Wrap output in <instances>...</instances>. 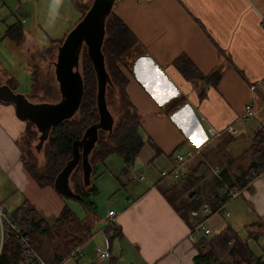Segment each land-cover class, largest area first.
Returning a JSON list of instances; mask_svg holds the SVG:
<instances>
[{"label":"crops","instance_id":"1","mask_svg":"<svg viewBox=\"0 0 264 264\" xmlns=\"http://www.w3.org/2000/svg\"><path fill=\"white\" fill-rule=\"evenodd\" d=\"M112 11L137 39L127 92L140 114L145 144L129 164L110 154L93 163L97 217L92 220L101 224L110 210L116 212L112 223L118 230L107 234L109 224L100 227L111 256L101 258L98 247L93 260L88 240L77 258L57 261L49 237L38 234L30 236L34 247L48 264H105L108 259L110 264H194L199 250L210 252L202 250L203 242L218 233L212 234L209 224V233L192 237L190 225L164 191L189 196L187 202L196 208L204 201L216 206L221 202L212 204L216 167L227 171L226 182H235L239 190L235 198L222 201L230 210L225 216H234L235 227L227 226H247L254 236L256 226L264 228V171L244 187H238L236 177L249 167L253 135L264 125V0H115ZM10 84L0 80V86L16 93ZM248 103L253 113L243 119ZM28 123L13 101L0 98V203L14 218L27 200L53 222L70 197L55 185L41 186L25 165L20 138ZM209 126L223 134L212 136ZM193 147L202 154L187 163L180 178L161 175L171 168L176 152ZM202 159L208 173L189 182L194 161ZM69 186L73 191L70 177ZM191 211L189 220H196ZM2 245L0 228V254ZM20 264H26L24 259Z\"/></svg>","mask_w":264,"mask_h":264},{"label":"trees","instance_id":"2","mask_svg":"<svg viewBox=\"0 0 264 264\" xmlns=\"http://www.w3.org/2000/svg\"><path fill=\"white\" fill-rule=\"evenodd\" d=\"M136 47L137 39L133 32L119 16L111 11L106 21V35L102 48L106 69L110 76V82L106 90V100L108 90L117 89L120 94L119 102L116 106L117 120L111 131H99L98 140L88 157L90 178L87 179L85 177L82 158L70 174L72 188L80 196L78 199L94 217H97V211L92 197L97 190L91 183L93 163L112 152L122 153L125 157L124 159L129 163L145 144L140 133V114L127 92L128 71L132 70L131 66L135 59L134 54L137 52ZM81 74L83 94L79 108L72 116L52 126L43 145L46 161L43 165H39L38 158L34 155H29L31 159L24 157L25 165L41 186L47 184L55 185L58 174L74 156L75 142L82 139L89 126L99 120L100 114L97 103L98 77L87 48L83 54V70ZM30 126L31 123H28L26 130ZM30 141L29 139L27 143L30 144ZM98 143L101 145L100 149L95 148ZM80 151H82V147H80ZM248 151H250L252 156L251 163L246 170L241 171V174L236 177L238 187H244L249 184L246 178L248 174L252 172L259 174L264 171V125L255 131ZM205 168L206 163L202 159L197 163L196 170L189 175L187 180L191 183L198 181L201 179ZM220 176L221 179L217 177L218 190H216L212 204L226 201L228 198L227 194L223 193L222 190L223 181L226 182L230 178L227 171H220ZM234 183L230 185L234 187ZM220 190L222 196L220 195ZM169 192L170 189H166L164 194L171 200ZM190 206L191 203L187 204L185 211H182L183 208H177V210L180 211L182 217L192 228L194 223L189 220L187 215L191 210ZM14 218L32 238L33 234L48 236L52 242L50 250L57 261L69 255L73 247L83 246L93 235V228L88 220L89 216L79 217L67 203L53 222H48L27 200L23 201L19 206ZM114 229L118 230V227L114 223H110L106 228V233L110 234ZM213 240H218L223 247H229L230 260L221 264H264V253L256 255L250 248L248 240L242 238L238 231L231 226L223 228ZM210 253L211 251L203 253L199 250L194 258V264H207L211 257ZM22 260L23 255L20 244L14 238L6 239L2 245L0 264H20Z\"/></svg>","mask_w":264,"mask_h":264},{"label":"rangeland","instance_id":"3","mask_svg":"<svg viewBox=\"0 0 264 264\" xmlns=\"http://www.w3.org/2000/svg\"><path fill=\"white\" fill-rule=\"evenodd\" d=\"M93 0H0V80L9 79L11 86L14 87L16 93L29 95L28 99L36 103L59 101L61 95L59 85L55 74V62L57 60L58 46L64 40L67 33L72 30L84 16ZM27 35L25 37L24 30ZM57 42H59L57 44ZM57 44V45H56ZM86 46L83 47L80 57L78 70H83V54ZM34 72V78H33ZM34 79V80H33ZM119 91L117 89L107 91L108 108L117 120L116 106L119 102ZM141 133V132H140ZM40 132L31 122V126L24 132L20 138V144L24 151V157L29 155L38 158L39 165H43L46 161L44 147L40 150L36 145L39 141ZM142 139H145L141 133ZM30 144L27 143L28 140ZM44 145V144H43ZM95 148H101L100 143ZM32 153V154H31ZM110 154V155H109ZM108 155L110 158L124 155L119 152H112ZM107 156V155H106ZM105 156V157H106ZM201 156V155H198ZM198 158H196L197 160ZM125 160V159H124ZM199 160V159H198ZM198 161H194V165ZM125 163H128L125 160ZM129 164V163H128ZM218 168V167H216ZM214 168V169H216ZM206 170L204 173H208ZM213 174L216 176L215 170ZM210 177V176H209ZM210 179V178H209ZM62 193L72 195L70 190L62 183L59 184ZM198 188H196L197 190ZM73 193H76L73 189ZM169 197L178 208L185 211L187 198L189 196H179L178 191H170ZM67 199L69 206L81 218L86 215L93 228V237L87 243L90 255L93 260L98 258L96 249L102 250L106 248V238L100 227L108 224V221H93V215L87 207L74 196ZM201 201V198L199 199ZM195 201V199H193ZM198 205L191 204V210ZM229 208L226 209V211ZM198 220H192L195 224ZM235 227L234 216L227 217L225 213H216L212 220H208V226L212 229V234L219 233L228 224ZM102 225V226H101ZM223 225V226H222ZM242 238L249 239L250 247L256 255L264 253V228L257 227L255 229L256 236L250 235L247 226H236ZM258 230V231H256ZM207 238L202 245V250L209 249L211 257L207 264H221L228 262L229 247L224 246L218 240H210ZM86 243V244H87ZM86 250V249H85ZM81 259V258H79ZM89 260V259H88ZM111 259L105 260V264H110ZM80 263L81 262L80 260Z\"/></svg>","mask_w":264,"mask_h":264},{"label":"water","instance_id":"4","mask_svg":"<svg viewBox=\"0 0 264 264\" xmlns=\"http://www.w3.org/2000/svg\"><path fill=\"white\" fill-rule=\"evenodd\" d=\"M114 3L115 0H93L81 20L67 33L58 46L55 74L62 96L59 101L33 103L24 94L14 93L7 86H0V98L13 101L18 115L23 119H28L37 127L40 135L36 147L40 150L52 126L72 116L79 108L83 94L82 74L78 70L79 57L83 47L86 46L98 77L97 103L100 117L97 122L89 126L83 138L75 142L72 160L56 178L55 186L60 192V183L70 190L72 195L65 194L66 196L80 198L69 186L70 174L82 158L85 177L90 178L88 157L98 140L99 131H111L115 123L114 115L109 110L106 100L110 76L106 69L102 48L106 35V21Z\"/></svg>","mask_w":264,"mask_h":264},{"label":"built area","instance_id":"5","mask_svg":"<svg viewBox=\"0 0 264 264\" xmlns=\"http://www.w3.org/2000/svg\"><path fill=\"white\" fill-rule=\"evenodd\" d=\"M251 88L254 89L255 85H251ZM253 113V104L248 103L244 107V112L242 114L243 119H248ZM208 132L212 136H220L223 134L224 130L217 129L213 126H209ZM230 129H232L230 127ZM202 154L200 147L188 148L184 151H178L174 154V160L170 169H164L161 172L163 177H174L180 178L183 173V169L190 162L191 159L195 158L198 155ZM216 175L221 179L220 169H215ZM259 174L252 172L246 176L249 183L252 182ZM223 193H226L228 198L226 201L235 198L239 194V190L230 186L227 182L223 181ZM225 201V202H226ZM225 202H222L215 207L211 205L209 201H204L201 206L191 211V214L196 220H198L193 227L190 229V235L192 237L202 236L209 233L208 220L211 216L216 213H225L229 215L230 212L225 209ZM116 215L115 210H110L108 212V224L113 222V219ZM0 228H1V241L2 243L9 238H14L21 246L23 259L26 264H48L44 258L38 253L34 247L31 237L26 233L18 222L8 213L5 205L0 203ZM109 245L106 249L98 248V252L101 258H108L111 256L109 251ZM83 253L82 246H75L71 249L69 255L77 258Z\"/></svg>","mask_w":264,"mask_h":264},{"label":"snow or ice","instance_id":"6","mask_svg":"<svg viewBox=\"0 0 264 264\" xmlns=\"http://www.w3.org/2000/svg\"><path fill=\"white\" fill-rule=\"evenodd\" d=\"M194 143H195V141H194Z\"/></svg>","mask_w":264,"mask_h":264}]
</instances>
